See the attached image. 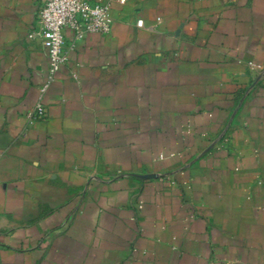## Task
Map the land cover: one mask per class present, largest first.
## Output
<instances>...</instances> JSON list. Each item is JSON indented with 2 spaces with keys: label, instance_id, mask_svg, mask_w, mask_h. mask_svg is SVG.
I'll return each instance as SVG.
<instances>
[{
  "label": "crops",
  "instance_id": "crops-1",
  "mask_svg": "<svg viewBox=\"0 0 264 264\" xmlns=\"http://www.w3.org/2000/svg\"><path fill=\"white\" fill-rule=\"evenodd\" d=\"M87 1L42 91L45 0H0V264H264V0Z\"/></svg>",
  "mask_w": 264,
  "mask_h": 264
},
{
  "label": "built area",
  "instance_id": "built-area-1",
  "mask_svg": "<svg viewBox=\"0 0 264 264\" xmlns=\"http://www.w3.org/2000/svg\"><path fill=\"white\" fill-rule=\"evenodd\" d=\"M111 3L89 2L87 0H45L38 11L40 24L39 34L46 50L48 59V76L41 90L55 79L56 73L68 62L65 49L66 39L64 29L69 28L77 35L84 32L105 33L111 25ZM137 26H142V19H138ZM36 112L30 111L27 116L32 119L42 116L44 109L37 104ZM160 153L158 158H163Z\"/></svg>",
  "mask_w": 264,
  "mask_h": 264
}]
</instances>
